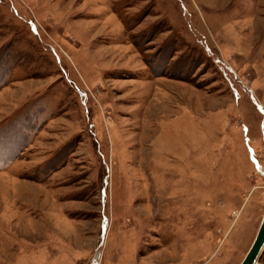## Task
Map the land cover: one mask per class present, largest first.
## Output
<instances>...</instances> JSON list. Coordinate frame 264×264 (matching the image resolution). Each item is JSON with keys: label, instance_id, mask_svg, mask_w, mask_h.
<instances>
[{"label": "rangeland", "instance_id": "374dc122", "mask_svg": "<svg viewBox=\"0 0 264 264\" xmlns=\"http://www.w3.org/2000/svg\"><path fill=\"white\" fill-rule=\"evenodd\" d=\"M263 213L264 0H0V264H239Z\"/></svg>", "mask_w": 264, "mask_h": 264}, {"label": "water", "instance_id": "95a60500", "mask_svg": "<svg viewBox=\"0 0 264 264\" xmlns=\"http://www.w3.org/2000/svg\"><path fill=\"white\" fill-rule=\"evenodd\" d=\"M263 245H264V213L261 218L258 230L255 234V237L239 264H255Z\"/></svg>", "mask_w": 264, "mask_h": 264}]
</instances>
